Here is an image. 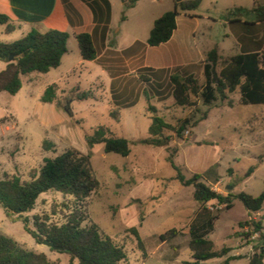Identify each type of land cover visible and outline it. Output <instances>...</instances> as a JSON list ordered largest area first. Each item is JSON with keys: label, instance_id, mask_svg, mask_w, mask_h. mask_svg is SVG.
<instances>
[{"label": "rangeland", "instance_id": "374dc122", "mask_svg": "<svg viewBox=\"0 0 264 264\" xmlns=\"http://www.w3.org/2000/svg\"><path fill=\"white\" fill-rule=\"evenodd\" d=\"M236 1L200 0L198 7L191 10L201 17L195 21V38L189 40L194 60L198 53L215 47L228 49L227 55L237 54L233 41L221 43L226 26L219 22L226 17L224 9H229ZM146 4L144 18L157 17L164 9L152 0ZM168 9L172 11L171 6ZM114 15L118 25L120 18L126 16L124 11L116 12L115 8ZM254 17L243 15V20L249 22ZM131 19L124 29L132 30L141 41L149 23H136L134 17ZM194 25L190 24V29ZM13 37V41L19 39V36ZM73 65L74 70L64 74ZM220 67L221 63H217L215 71ZM190 71L202 86V71L197 64L183 71L161 74L153 88L137 81L138 72L136 77L124 78L122 83L126 84L127 80L126 86L132 83L139 100L122 111L108 103L110 99L115 100L114 96L109 97L114 92L101 66L81 61L77 43L70 37L67 54L57 68L45 74L23 76L21 89L13 96L0 93V109L9 121L2 122L9 130L2 132L0 127V177L8 174L28 181L44 158H53L74 148L90 155L91 167L99 182V188L86 202L87 220L83 225L94 223L121 246L127 256L123 264H193L188 249L192 226L205 230V237L217 250L231 249L225 257L199 264H222L236 252L242 258L229 264H247L246 257L264 246L259 239L260 234H264V202L262 209L253 213L235 198L230 209L214 201L210 210L194 201L193 187L183 186L176 176L179 173L188 180L198 175L201 182L222 196L244 192L257 197L264 192V105H243L236 92L228 95L230 105L219 99L205 105L201 98H192L193 106L179 107L171 97L168 75L184 76ZM52 84L60 87H55V100L51 104L40 102L43 91ZM156 91L163 99L157 97ZM77 92H90V96L78 101L75 99ZM147 107H153L154 112L147 111ZM112 110L119 112L118 122L109 117ZM154 115L172 127V130L163 131L168 142L162 147L139 142L148 136L150 117ZM98 126L108 128L116 137L128 139L130 154L127 157L106 154L101 144L89 148L85 137ZM43 142L49 145L44 146ZM250 168L253 172L246 176ZM227 186L232 189L227 190ZM66 201L67 198L59 193H43L33 210L24 216L31 220L34 215L47 214L51 222H61L64 213L61 204ZM215 214L217 217L213 219ZM248 221L260 222V233H252L251 225H243ZM132 228L137 230L141 246L130 231ZM170 229H175L176 235L160 241L159 237ZM0 232L26 250L45 254L51 262L69 264L66 253L35 243L24 231L21 220L16 216L6 217L2 207Z\"/></svg>", "mask_w": 264, "mask_h": 264}, {"label": "trees", "instance_id": "16d2710c", "mask_svg": "<svg viewBox=\"0 0 264 264\" xmlns=\"http://www.w3.org/2000/svg\"><path fill=\"white\" fill-rule=\"evenodd\" d=\"M68 12L71 8L68 0H61ZM106 2V0H103ZM138 0H128V8ZM200 0H186L175 4L172 11L165 12L155 19L149 32L146 44L149 47H157L167 42L176 29V17L178 11L186 12L198 7ZM108 5V3H107ZM237 11H241L237 9ZM256 23H264V9L254 10ZM239 22V21H236ZM255 22H244L242 26H253ZM0 26H5L4 33L11 34L14 26L10 19L0 14ZM69 34L54 29L44 32L31 29L20 39L10 42H0V62L5 64L0 71V93L5 92L11 96L21 89V77L31 73L45 74L60 65L61 59L67 52V40ZM77 48L82 61H94L102 68L107 65L105 56L98 57L99 52L95 48L92 36L87 32L75 35ZM12 57L10 61L9 58ZM114 62H120L119 57ZM217 63H221L218 72L215 71ZM183 71L185 68H176ZM137 81L148 88L157 84L158 77L167 73V70H154L151 68H140L137 70ZM203 84L191 74L179 76L169 74L168 81L172 87L171 97L179 107L193 106L192 98H201L205 105H210L217 99L226 100L228 95L239 94V101L243 105H264V52L240 53L219 61L216 49L206 53L202 69ZM55 84L47 87L40 97V102L51 104L56 98ZM148 91V90H147ZM159 99L163 96L156 91ZM90 92H77L75 99L78 101L89 98ZM154 96V95H153ZM154 112L153 107H147V111ZM109 117L118 122L119 112L112 110ZM164 130H172V127L158 116L150 117L148 136L140 139V143L162 147L168 142L163 134ZM181 130V128L179 129ZM179 133V132H177ZM89 148L94 145H103L104 153L116 154L127 157L130 154L131 142L123 137L114 136L104 126H98L93 133L85 137ZM44 146H48L43 142ZM253 170L250 168L246 176ZM176 178L183 186L193 187V200L200 206L215 200L224 204L226 209L232 207V200L238 199L245 209L250 212H258L262 209L264 192L253 197L244 192L236 195L227 193L226 196L214 192L211 188L200 181L198 175L185 180L179 173ZM99 182L96 179L90 162V155L83 154L74 148L67 149L53 158H44L42 165L34 171L28 181H21L15 175L3 174L0 177V207L6 217L16 216L22 222L23 229L28 233L35 243L41 244L43 240L51 242L60 247V252L69 256V264H123L126 261L125 250L117 245L110 237L103 234L97 225L92 222L83 225L87 220L85 212L86 202L89 197L97 191ZM53 191L67 198L61 205L64 213L61 222H51L47 214L34 215L31 220L24 216L33 210L38 197L46 192ZM217 215L213 216L215 219ZM243 225H251L252 233H260V222L248 221ZM141 246L139 235L135 228L130 230ZM175 229L168 230L159 237L160 241H166L176 235ZM206 231L194 226L189 228L190 239L188 249L191 253L193 264L210 259L222 258L231 251L228 247L217 250L213 242L205 237ZM264 242V234L259 238ZM241 256H230L222 264H229L232 260H238ZM0 264H56L47 259L45 254L33 252L22 248L13 239L4 236L0 232ZM247 264H264V246L258 248L248 257Z\"/></svg>", "mask_w": 264, "mask_h": 264}, {"label": "crops", "instance_id": "0c3cea01", "mask_svg": "<svg viewBox=\"0 0 264 264\" xmlns=\"http://www.w3.org/2000/svg\"><path fill=\"white\" fill-rule=\"evenodd\" d=\"M127 1L106 0L107 5L103 0H68L71 8L66 12L61 0H0V14L7 16L14 26L11 34H5V26H0V42H13V36H19L20 39L31 29L39 32L49 29L67 32L69 38L72 37L74 40L76 34L87 32L92 36L93 44L99 52L98 57L105 56L108 61L105 68L101 67V71H104L109 79L111 92H114V94H109V97L114 96L115 100L110 99L108 103L115 105L122 111H126L137 104L139 97L138 91L133 88L132 83L129 86H126V84H129L128 80L126 84L122 83L124 78L128 76L136 77L137 70L144 67L172 71L176 68L186 69L197 64L200 65L202 71L206 53L210 51V49H206L198 53L197 59H193L194 54L191 52L189 40L195 38L194 35L197 31L195 21L201 17L192 13V11H178L175 19L176 29L170 39L157 47H149L146 40L155 19L168 11L169 6L173 10L176 3L174 0H152L164 9L157 17L149 18L148 16L144 18L147 12L145 7L148 6L145 3L149 0H138L130 8L126 6ZM232 4L229 9H224L225 19L219 21L223 26H226L221 35V43L229 39L233 41L237 54L264 52V23L255 22L256 13L254 12L258 8L264 9V0H237L236 3ZM114 8L116 12L122 10L126 15L120 18L119 25L115 22ZM237 9L241 11H237ZM138 14H142V16H137ZM232 15L234 17H231ZM243 15H255V17L248 22L243 20ZM132 17L135 18L136 23H149L147 33L141 41L138 40L137 35L132 30L124 29L125 25L130 24ZM244 22H255V25L242 26L241 24ZM192 23H195V25L190 29L189 25ZM117 25L118 29L115 30ZM213 49H216L219 61L234 56L227 55L228 49L226 51L219 47ZM66 54L63 55L61 61ZM117 57L121 59L119 63L111 61ZM83 62L98 65L94 61ZM78 64H80V61L76 65ZM74 66L68 67L64 74L71 73L75 68ZM4 67L5 64L0 62V71ZM189 74H192V72L190 71ZM58 88L60 89V87ZM7 119L5 112L0 109L2 132L9 130L7 126L3 127L5 123H2L9 122ZM239 254L236 252L233 256ZM246 260L248 262V257H246Z\"/></svg>", "mask_w": 264, "mask_h": 264}, {"label": "water", "instance_id": "95a60500", "mask_svg": "<svg viewBox=\"0 0 264 264\" xmlns=\"http://www.w3.org/2000/svg\"><path fill=\"white\" fill-rule=\"evenodd\" d=\"M180 1H182V0H174L175 3H179ZM9 60L11 61V60H12V57H10ZM226 189H227V190H230V189H232V187L227 186ZM41 244H42L43 246L47 247V248L50 249V250H55V251H59V252L62 250L60 247H56V246H54L51 242H49V241H47V240H43V241L41 242Z\"/></svg>", "mask_w": 264, "mask_h": 264}, {"label": "built area", "instance_id": "2783aa9c", "mask_svg": "<svg viewBox=\"0 0 264 264\" xmlns=\"http://www.w3.org/2000/svg\"><path fill=\"white\" fill-rule=\"evenodd\" d=\"M186 135H187V132H186ZM214 201H215V200H212V201L207 202V203L205 204V206H206L208 209L212 210V205H213V202H214ZM215 203H216V205L219 204L217 201H215Z\"/></svg>", "mask_w": 264, "mask_h": 264}]
</instances>
